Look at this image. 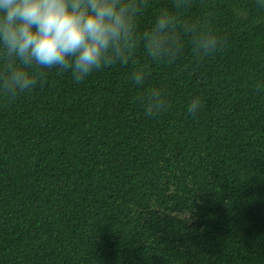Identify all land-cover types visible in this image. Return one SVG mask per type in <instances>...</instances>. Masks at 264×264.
Here are the masks:
<instances>
[{
    "label": "trees",
    "instance_id": "16d2710c",
    "mask_svg": "<svg viewBox=\"0 0 264 264\" xmlns=\"http://www.w3.org/2000/svg\"><path fill=\"white\" fill-rule=\"evenodd\" d=\"M183 41L151 63L41 69L31 92L0 95V264H264V8L256 0H149ZM224 41L198 58L193 35ZM161 87L169 109L136 97ZM199 96L202 108L187 111Z\"/></svg>",
    "mask_w": 264,
    "mask_h": 264
},
{
    "label": "clouds",
    "instance_id": "9594fccd",
    "mask_svg": "<svg viewBox=\"0 0 264 264\" xmlns=\"http://www.w3.org/2000/svg\"><path fill=\"white\" fill-rule=\"evenodd\" d=\"M264 8V0H256ZM149 7V0H0V95L14 100L31 92L44 73L41 69L71 71L82 82L93 71L115 64L128 65L138 46L148 65L130 74L141 89L150 76L151 63L175 62L168 56L183 49V41L172 34L176 17L162 9L150 29L138 32V20ZM193 35L192 50L205 58L223 46V39L212 30ZM145 115L166 112L170 102L161 87H151L136 97ZM199 96L191 99L187 111L193 116L202 108Z\"/></svg>",
    "mask_w": 264,
    "mask_h": 264
}]
</instances>
